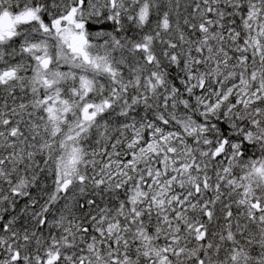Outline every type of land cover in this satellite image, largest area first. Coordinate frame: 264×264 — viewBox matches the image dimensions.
<instances>
[{
    "label": "snow or ice",
    "instance_id": "obj_1",
    "mask_svg": "<svg viewBox=\"0 0 264 264\" xmlns=\"http://www.w3.org/2000/svg\"><path fill=\"white\" fill-rule=\"evenodd\" d=\"M0 264H264V0H0Z\"/></svg>",
    "mask_w": 264,
    "mask_h": 264
}]
</instances>
